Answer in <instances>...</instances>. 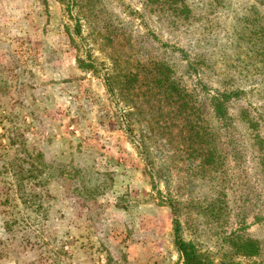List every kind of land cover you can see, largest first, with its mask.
<instances>
[{"label":"rangeland","instance_id":"374dc122","mask_svg":"<svg viewBox=\"0 0 264 264\" xmlns=\"http://www.w3.org/2000/svg\"><path fill=\"white\" fill-rule=\"evenodd\" d=\"M154 62L214 133L215 171L201 143L150 133L147 99L129 117L109 91ZM6 129L48 182L18 189ZM179 240L264 264V0H0V264H183Z\"/></svg>","mask_w":264,"mask_h":264},{"label":"trees","instance_id":"16d2710c","mask_svg":"<svg viewBox=\"0 0 264 264\" xmlns=\"http://www.w3.org/2000/svg\"><path fill=\"white\" fill-rule=\"evenodd\" d=\"M79 61L83 64L82 68L94 69L92 64L87 63V61ZM106 81L112 94L116 90H120L119 93L121 95L130 96L133 106H129L130 111L127 112L129 117L136 113L142 114L141 105L144 103L143 99H147L145 104L150 105L152 118L149 124L150 133L168 134L169 138L167 141L169 144H174L177 141H185L186 144L189 140L201 143L202 147L200 150L197 148L196 151L201 153L203 168L207 169V167H210L211 170L209 171H215L219 168V155L214 145L215 135L209 127L204 125L201 127L195 121V113H197L198 109L195 108L191 96L174 76L170 66L154 62L147 67H142V70H132L121 77L109 78ZM223 95V97H228L232 94ZM215 100L217 101L215 104L217 112L223 116L224 105L221 100ZM168 108L171 110L168 111ZM123 116L126 118V115ZM245 119L250 123L249 116H245ZM154 125H156L155 128ZM250 126L255 128L257 125L251 124ZM6 133L9 134L10 146L16 150V157L12 161V169L15 172L13 176L18 189L23 191L25 183L31 184L36 188L37 185L48 182L53 174L50 166L44 162L43 154L41 152L36 153L35 150L31 152L26 149L23 150L22 147L25 148L26 141L18 140L14 137V135H18V131L6 129ZM3 136H6V134ZM20 137L23 138V134H20ZM138 144L142 148L145 142L140 141ZM189 148L188 146L183 151L187 152ZM22 152L25 153V158H22ZM238 247L242 255L246 257H255L260 253L257 242L251 239L242 240ZM178 249L181 253L183 264H215L209 256L200 253L193 243L179 240Z\"/></svg>","mask_w":264,"mask_h":264}]
</instances>
